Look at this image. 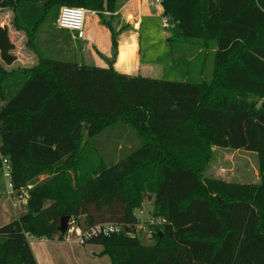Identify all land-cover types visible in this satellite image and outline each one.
Wrapping results in <instances>:
<instances>
[{
    "label": "trees",
    "instance_id": "1",
    "mask_svg": "<svg viewBox=\"0 0 264 264\" xmlns=\"http://www.w3.org/2000/svg\"><path fill=\"white\" fill-rule=\"evenodd\" d=\"M118 1L0 0V7L13 9V24L31 44L49 23L70 38L56 24L61 7L96 12L104 22ZM159 6L179 27L168 45L195 42L214 53L209 81L120 74L116 35L107 68L39 53L33 68L8 70L14 45L0 27V172L9 167L15 196L32 187L26 214L0 227V264H38L29 239L65 241L64 217L83 233L120 226L86 242L101 246L111 264H264V0ZM112 128L123 137L98 139ZM214 147L256 153L260 182L203 179ZM146 199L153 245L137 235L135 211Z\"/></svg>",
    "mask_w": 264,
    "mask_h": 264
},
{
    "label": "rangeland",
    "instance_id": "2",
    "mask_svg": "<svg viewBox=\"0 0 264 264\" xmlns=\"http://www.w3.org/2000/svg\"><path fill=\"white\" fill-rule=\"evenodd\" d=\"M142 1L143 8L138 15L136 12L128 10V6L133 5L132 2L128 5V0H119L112 17L113 20H110V14H105L104 22L96 12L88 11L83 39H77L70 32V38L62 36L56 30H50L49 26L54 23H49L48 26L39 30L31 44L28 35L24 31L18 30L13 24L15 18L13 9L0 7V27H7L10 40L14 45L13 54L16 58L13 66L7 67V69L33 68L39 62V53L58 61L108 67L110 61L115 60L116 49L113 47V36L116 35L117 47H119L126 38L135 32L133 29L134 18H139L140 36L142 35L139 41L142 68L140 74L142 76L180 83L187 81L199 83L204 79L209 81L214 67V53L211 51L201 53L194 44L195 42H174L171 46L168 45L166 35L173 37L179 33L178 24L170 20L168 27L165 28L159 6L154 4L153 0ZM125 26H129L130 30L125 31ZM62 33L67 34L66 31H62ZM95 37L96 40L90 39ZM126 51H130L131 63L134 64L137 51L136 42L128 44ZM120 128H122L125 138L129 137L133 141L136 139L129 126L123 125ZM118 129L106 130L98 139L102 140L105 136H109L113 140L123 137ZM138 143L136 148L141 146L139 141ZM118 157L117 154L116 158ZM4 173L7 174L6 170L0 172V214L2 215L0 227L26 214V201L17 199L14 202L15 207L10 201L8 196L11 192L10 180L4 177ZM202 178L221 179L240 184H258L260 182L258 156L253 152L214 147L211 160L202 172ZM152 211L153 204L147 199L144 200L142 208L135 211L140 220L137 235L144 245H153L154 243L153 229L148 225L149 223L153 224ZM74 226L76 225L74 224ZM71 237L63 242L30 238L29 244L34 250L39 264H111L109 256H101L103 251L101 246L86 243L80 245L75 239L77 238L75 234Z\"/></svg>",
    "mask_w": 264,
    "mask_h": 264
},
{
    "label": "built area",
    "instance_id": "3",
    "mask_svg": "<svg viewBox=\"0 0 264 264\" xmlns=\"http://www.w3.org/2000/svg\"><path fill=\"white\" fill-rule=\"evenodd\" d=\"M161 1L162 0H153L154 4H157V5H160ZM87 14H88V11L82 8H73V7H66V6L61 7L59 10V15H58L56 24L60 29L69 31L77 39H83L85 35V25L87 21V18H86ZM162 18H163V25L165 28H167L170 19L167 17H162ZM137 51L135 53L136 57L134 60L133 68L130 71H125V69L119 70L120 72L118 73L126 75V76L135 77L134 74L136 73L135 71L137 70V66H138V60H137L138 52ZM120 54H119V58H120ZM118 62H119V59H118ZM4 170H6L7 172V174L4 173V177L10 180L9 167L5 166L2 171ZM9 188L11 192L14 194L12 190V186L10 185V181H9ZM31 188H32L31 186L27 187V189L21 192L20 196H15L14 194L15 198L19 200L27 201L29 197L28 191ZM120 229L121 227L117 225L103 224V225H98L96 227H93L90 230L83 233L78 227L74 226L73 222H71L69 224V228L67 231L66 240L72 238L71 236L75 234L77 237L75 239L79 242V244L84 245L89 239L93 237H97L99 235H109L112 233H118Z\"/></svg>",
    "mask_w": 264,
    "mask_h": 264
},
{
    "label": "crops",
    "instance_id": "4",
    "mask_svg": "<svg viewBox=\"0 0 264 264\" xmlns=\"http://www.w3.org/2000/svg\"><path fill=\"white\" fill-rule=\"evenodd\" d=\"M131 2L133 5L131 7L128 6V10H130V12H132V11L134 13L136 12L139 15V11L142 10V8H143V4H144L143 1L142 0H128L127 4L129 5V3H131ZM159 8H160V6H159ZM160 12H161V9H160ZM128 14H129V11H128ZM134 19H135V25H133V29L135 32H133L129 38H126L125 42L121 43V45L118 47L116 63H115L114 68L117 72H120L119 70H124V69H125V71H130L133 68V64L131 63L132 55L129 54L130 51L129 52L126 51V46L128 44H130L131 42L135 41L137 44V49H138V51H137L138 52V56H137L138 66H137V70L135 71L136 73L134 74V76H138V75H140V71L142 70V68H141V57H140L141 48L139 45V41H140V38H142V35L140 36V27H139V26H141L140 19L139 18H134ZM132 21H133V19H132ZM99 32H100V30H99ZM166 36H168V35H166ZM90 37H91V35H90ZM90 39L96 40V37L90 38ZM120 52H121V54H120ZM119 54H120V58H119ZM118 59H119V62H118ZM96 67L107 68V67H104L102 65H99ZM8 196L10 197V201L13 203V205L15 207L14 202L17 200V198H15V196L12 192H10L8 194ZM0 202H1V197H0ZM0 217H2L1 214H0ZM32 252L35 256V252L33 249H32ZM35 258H36V256H35ZM36 260H37V258H36ZM37 263L39 264L38 260H37Z\"/></svg>",
    "mask_w": 264,
    "mask_h": 264
},
{
    "label": "water",
    "instance_id": "5",
    "mask_svg": "<svg viewBox=\"0 0 264 264\" xmlns=\"http://www.w3.org/2000/svg\"><path fill=\"white\" fill-rule=\"evenodd\" d=\"M70 218L69 217H64L61 219V223H60V227H59V231L62 234H66L69 228V224H70Z\"/></svg>",
    "mask_w": 264,
    "mask_h": 264
}]
</instances>
